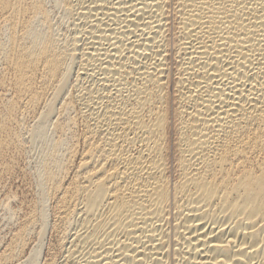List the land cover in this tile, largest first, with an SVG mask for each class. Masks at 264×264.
I'll return each instance as SVG.
<instances>
[{
	"label": "bare ground",
	"instance_id": "1",
	"mask_svg": "<svg viewBox=\"0 0 264 264\" xmlns=\"http://www.w3.org/2000/svg\"><path fill=\"white\" fill-rule=\"evenodd\" d=\"M30 152L0 264H264V0H0V181Z\"/></svg>",
	"mask_w": 264,
	"mask_h": 264
},
{
	"label": "rangeland",
	"instance_id": "2",
	"mask_svg": "<svg viewBox=\"0 0 264 264\" xmlns=\"http://www.w3.org/2000/svg\"><path fill=\"white\" fill-rule=\"evenodd\" d=\"M28 155L25 157L14 156L16 157L15 159H13L14 172L8 175H4V179L2 178V180L0 181V252H2L3 248H5L10 242L14 231L30 213L35 200H37L36 197L38 196V192L36 188L35 178L33 176L36 169L35 155L31 152ZM12 157L13 154H8L6 160L11 159ZM5 198H7L8 200L10 199L5 205L6 209L1 204L7 200ZM11 215L13 217H11ZM51 240L53 242L51 234L47 232L44 240V248L42 249L41 255H39L38 257V260L40 262L39 264H42L45 260L48 250L47 248L50 247L48 245L52 244ZM36 243V240H30L24 249V254L26 255L27 253L28 255L31 250L35 248Z\"/></svg>",
	"mask_w": 264,
	"mask_h": 264
}]
</instances>
